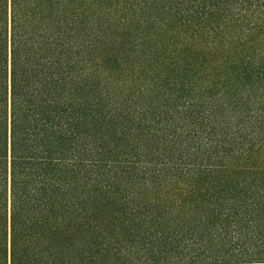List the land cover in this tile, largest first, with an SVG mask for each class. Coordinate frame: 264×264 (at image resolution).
<instances>
[{"label": "trees", "instance_id": "1", "mask_svg": "<svg viewBox=\"0 0 264 264\" xmlns=\"http://www.w3.org/2000/svg\"><path fill=\"white\" fill-rule=\"evenodd\" d=\"M0 264H264V0H0Z\"/></svg>", "mask_w": 264, "mask_h": 264}]
</instances>
